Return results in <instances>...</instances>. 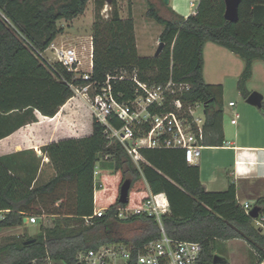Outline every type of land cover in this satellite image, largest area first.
<instances>
[{
    "label": "trees",
    "instance_id": "trees-1",
    "mask_svg": "<svg viewBox=\"0 0 264 264\" xmlns=\"http://www.w3.org/2000/svg\"><path fill=\"white\" fill-rule=\"evenodd\" d=\"M145 1V17L161 27L158 55H138L130 9L121 18L112 3L104 19L99 16L104 3L98 1L90 80L102 85L107 76L135 73L149 86L169 80L187 84L189 91L180 97L184 108L203 105L201 145L222 146L223 88L204 82L203 46L211 42L243 60L237 91L246 99L252 65L264 63V0H240L236 22L224 19L223 0H199L195 14L186 18L173 12L162 16L154 2L163 5V0ZM88 2L0 0V115L29 109L52 118L73 97L70 85L82 80L73 79L60 65H44L35 51H44L61 33L57 22L82 15ZM111 86L115 95L121 94L119 101L133 96L130 81L111 82ZM110 123L116 129L122 125L116 119ZM91 126L88 137L44 147L56 175L41 186L30 188L31 179L17 174L21 161L16 162L15 156L0 158V212H4L0 229L23 226V219L30 216L51 219L50 226L40 225L33 236L4 238L0 264H75L78 253L101 245L123 243L139 248L160 237V226L172 240L201 244L195 264H214L215 253L230 240L246 243L249 264L262 263L264 233L240 206L234 184L224 191H206L198 168L185 163L181 150L141 149L136 165L117 141L107 139L102 125L92 120ZM125 180L130 181L128 203L120 204L119 189ZM101 189L113 192V197L97 217L93 214L102 206L95 198ZM149 193H163L167 198L169 211L160 222L145 213L117 217L118 208L141 206ZM255 205L263 211L264 199H257Z\"/></svg>",
    "mask_w": 264,
    "mask_h": 264
},
{
    "label": "built area",
    "instance_id": "built-area-1",
    "mask_svg": "<svg viewBox=\"0 0 264 264\" xmlns=\"http://www.w3.org/2000/svg\"><path fill=\"white\" fill-rule=\"evenodd\" d=\"M195 10L192 11V15ZM88 64L82 70V60L77 47L67 46L53 40L41 52L35 51L36 57L46 66L60 65L81 79V84H71L72 98H78L86 104L93 120L104 127L107 139L117 141L127 155L136 163L141 149L181 150L187 165H194L201 156L202 125L204 122L203 105L195 103L184 108L180 97L189 91V85L177 84L169 80L163 85H147L141 82L135 73L127 77L107 76L100 85L91 81L92 74V39L90 40ZM130 81L133 84V96L119 101L121 94L115 95L111 82ZM234 106L229 102L228 107ZM167 107L170 109L167 110ZM202 109L200 117H194L196 109ZM223 112V108H222ZM121 122L120 128L112 127L110 120ZM238 114L233 111L230 123L235 125ZM97 179V173L94 172ZM245 213L255 205V201L239 203ZM169 211L166 196L149 193V198L138 207H120L117 217L125 219L130 215L147 214L160 222V217ZM101 210L93 216H101ZM255 227L264 233V210H259L256 218H251ZM37 218H26L27 224H34ZM160 237L139 248L123 243L101 245L94 250L77 254L75 264H195L202 246L198 242L175 241L166 236L160 226ZM261 264H264V259Z\"/></svg>",
    "mask_w": 264,
    "mask_h": 264
},
{
    "label": "crops",
    "instance_id": "crops-1",
    "mask_svg": "<svg viewBox=\"0 0 264 264\" xmlns=\"http://www.w3.org/2000/svg\"><path fill=\"white\" fill-rule=\"evenodd\" d=\"M139 1L141 11L136 12L135 4L131 9L138 55L140 40L137 28H150L153 23L161 31L158 24L145 17L146 1L137 0ZM154 3L164 17H168L170 12H173L186 18L196 10L199 0H169L168 4L163 2V5L158 1ZM204 48L205 44L202 51V76L206 83ZM257 62L252 65V76ZM238 95L240 96L239 92ZM223 97L224 89L221 121L224 143L222 146L201 145V156L193 166L198 168L199 180L208 192L224 191L229 184H234L239 203L264 199V93L262 115L251 114L243 106L236 109L235 104L229 108L228 104L232 101L225 103ZM73 100L74 98L69 99L52 118L42 116L37 110L29 109L0 115V158L15 156L13 159L16 162L21 161L20 164L24 162L23 166L19 164L17 167V174L31 179L30 188L41 186L56 175L43 151L45 146L66 139L88 137L92 132L89 110L79 105L70 106ZM233 111L240 114L235 125L230 123ZM225 117L228 118L227 124L224 123ZM29 160L30 162L27 163ZM110 202L111 200L105 202L98 199V203L102 206L100 210L103 212ZM3 214L4 212H0V216ZM26 225L28 224L23 223V226L0 229V234L2 230H6L11 232L8 237H24L21 229Z\"/></svg>",
    "mask_w": 264,
    "mask_h": 264
},
{
    "label": "rangeland",
    "instance_id": "rangeland-1",
    "mask_svg": "<svg viewBox=\"0 0 264 264\" xmlns=\"http://www.w3.org/2000/svg\"><path fill=\"white\" fill-rule=\"evenodd\" d=\"M101 0H89L84 13L71 21L61 20L57 22V27L61 29V33L56 37V41L63 43L67 46H76L80 52L82 60V70H85L88 64L87 58L90 53V40L92 35V25L95 21V7L96 2ZM104 5L99 13V16L107 18V11L112 9V3L119 12L121 18L127 17L128 10L132 13V5L135 4V10L138 13L140 1L137 0H102ZM145 9L147 8L146 5ZM143 13V12H142ZM141 19V18H140ZM156 24V23H155ZM150 28H137L139 42V55L142 57H151L155 54L159 46V32L160 29L156 28L152 23ZM144 36V37H143ZM144 38V39H143ZM205 59V81L208 85L217 86L220 85L224 89V101H232L235 104V108L243 106L247 112L255 113V115H262V107L257 108L251 106L245 102L243 97L238 95L237 80L240 77L243 69L244 62L242 59L236 57L230 53L227 49L217 46L211 42L205 43L204 48ZM251 75L250 80L246 84L247 90L252 93L256 92L263 96L264 93V64L262 61L256 63V67ZM81 106L85 110H88L86 104L81 102L78 98H74L70 106ZM239 113V112H236ZM202 109L195 110L194 117H200ZM240 116V114H238ZM90 116L91 124L92 117ZM224 123H228V118L225 117ZM136 158V163L138 165ZM112 192V189L110 190ZM97 193L98 196H97ZM96 193V200L109 202L112 199V194H107L106 190H100ZM100 206V203H99ZM98 208V207H97ZM1 217V216H0ZM50 226L51 219L41 218L37 219L34 224H28L21 229L24 237L33 236L39 229V226ZM0 234V244L3 243V239L7 238L10 231L2 230ZM249 247L241 240H230L221 244V251L215 253L221 260H225L226 264H249ZM257 261V260H256ZM255 261V262H256ZM222 262V261H221ZM63 264V263H58Z\"/></svg>",
    "mask_w": 264,
    "mask_h": 264
},
{
    "label": "water",
    "instance_id": "water-1",
    "mask_svg": "<svg viewBox=\"0 0 264 264\" xmlns=\"http://www.w3.org/2000/svg\"><path fill=\"white\" fill-rule=\"evenodd\" d=\"M169 0H163L165 4H168ZM225 5V11H224V19L229 22H236L238 19V7L240 4V0H223ZM159 46L154 54V56H157L162 48V44L158 43ZM246 103L261 108L262 106V96L256 92H252L249 94V96L246 98ZM130 187V181L125 180L119 189V196H118V202L120 204H127L128 203V191ZM259 208L257 206H254L252 210L249 212L250 218H256ZM23 223L26 224V218L23 219ZM27 243V242H26ZM221 262V259L218 256L214 257V264H219Z\"/></svg>",
    "mask_w": 264,
    "mask_h": 264
}]
</instances>
